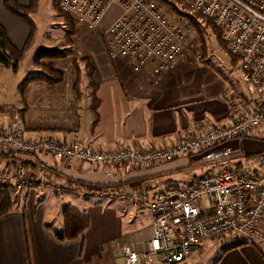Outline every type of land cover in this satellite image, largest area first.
I'll use <instances>...</instances> for the list:
<instances>
[{
    "label": "crops",
    "instance_id": "1",
    "mask_svg": "<svg viewBox=\"0 0 264 264\" xmlns=\"http://www.w3.org/2000/svg\"><path fill=\"white\" fill-rule=\"evenodd\" d=\"M2 1L0 25L9 42L20 49L28 29L22 21L2 9ZM13 1L26 5L28 0ZM110 10L112 12H107L98 25L102 40L103 31L118 15L117 8L111 7ZM82 25L77 23L75 27L83 31ZM86 54L85 58L93 68L95 97L99 101L97 122L92 130L88 109L90 93L85 85L84 71L80 75L81 97L76 101L74 72L53 66L62 73L63 81L52 86L38 81L29 83L23 92L26 108L22 116H19L21 104L16 93L18 83L8 88L4 84L6 70L0 68V131L13 127L32 140L52 135L60 141L79 140L102 150H143L179 143L208 127L229 125L231 119L226 99L231 94L245 99L251 108L256 107L239 80L237 62L236 65L228 63V56L223 52H217L221 58L215 56L213 64L209 63L207 55L205 63L190 60L165 81L153 85L143 83L142 89L143 73L133 74L121 60H109L103 41L100 48ZM259 153H264V129L261 127L253 129L244 138L154 166L111 167L74 161L64 164L40 153L0 155V169L8 167L13 170L22 166L31 173L59 175L58 182L66 180L98 187L113 185L132 192L141 188L160 189L166 183L194 181L212 172L214 165L222 161L231 162L240 170L257 172L258 166L253 158ZM22 191L18 192L25 198L23 211H12L0 218V264H124L121 248L140 251L151 236L152 218L146 211L71 194L57 201L48 190L41 192V198L37 199L30 189ZM91 204L96 207L91 208ZM101 204H108L109 209H99ZM64 205L89 220V227L79 240L59 242L54 238L61 231ZM51 227L55 229L51 230ZM263 236L264 225L259 241H263ZM203 244L205 242L192 253L188 263L201 252ZM235 246L221 251L215 259H218L216 264H264L262 255L252 245Z\"/></svg>",
    "mask_w": 264,
    "mask_h": 264
},
{
    "label": "built area",
    "instance_id": "2",
    "mask_svg": "<svg viewBox=\"0 0 264 264\" xmlns=\"http://www.w3.org/2000/svg\"><path fill=\"white\" fill-rule=\"evenodd\" d=\"M164 1L170 2L61 0L59 9L75 23L98 27L108 9L117 8V17L103 31L105 54L109 60H123L135 73L142 72L143 82L153 85L164 81L175 67L189 61L196 37L187 19L174 13ZM178 1L186 11L208 19L220 31L224 51L237 61L239 80L256 107L251 108L245 99L231 94L226 99L229 125L208 127L179 143L161 148L93 150L75 142L60 143L51 137L27 140L19 130L10 127L0 132V148L23 153L44 151L62 160L77 157L83 162L107 163L113 167L154 166L244 138L255 128L264 129V0ZM216 52L223 51L216 48ZM200 57L197 51L193 59L198 61ZM253 161L257 163V172L240 170L231 162L222 161L214 165L212 172L194 181L166 183L160 189L128 192L113 185L74 183L71 186L53 184L49 189L57 201L64 193L71 192L79 198L116 202L146 211L152 218L151 236L140 251L121 248L124 264H188L192 253L204 242L261 238L264 153L256 154ZM0 184L15 190L21 186L47 185L21 166L12 174L0 172Z\"/></svg>",
    "mask_w": 264,
    "mask_h": 264
},
{
    "label": "trees",
    "instance_id": "3",
    "mask_svg": "<svg viewBox=\"0 0 264 264\" xmlns=\"http://www.w3.org/2000/svg\"><path fill=\"white\" fill-rule=\"evenodd\" d=\"M61 0L51 1V10L53 16L60 20L61 25L65 31L64 42L68 45L72 36L75 33V24L71 22L59 9V4ZM163 1V0H159ZM39 0H28L26 5H19L13 0H3L2 9L13 16L14 18L22 21L27 29L28 34L25 42L20 49L15 48L8 40L5 30L0 25V68L10 70L15 72L19 63L23 60L25 53L32 47L34 43V38L36 34V25L33 21L32 16L37 11ZM170 9L176 13L178 16L187 19L192 28L195 30L201 42L202 55L200 57V62H204L205 54V42L204 33L209 31L213 36L216 46L224 51V44L220 39V31L215 28V26L206 18L198 15L189 13L185 10V7L179 3L178 0L164 1ZM225 52V51H224ZM226 53V52H225ZM228 56L230 64H236V60L226 53ZM72 56L70 50H41L39 51L33 60L30 62L34 68L30 74L23 79L17 86V96L19 103L21 104V111L19 116H22L25 110V103L23 101V92L26 86L32 82H43L49 86L60 84L63 81V75L60 71H57L53 66L52 62L56 60L66 59ZM73 72L75 74V81L73 85V93L75 95V100L78 101L81 97L80 90V75L84 71L83 76L85 78L86 88L89 90V100L88 105L89 113L91 116V130L97 122L96 109L99 105V101L95 97L96 85L92 79L93 68L86 59L73 60L72 61ZM40 174V173H39ZM14 190L10 187L0 186V218L11 212L14 200L12 193ZM89 227V220L86 216L79 213L77 210L73 209L69 205H64L61 211V231L54 235V238L59 242H72L82 238L84 232ZM252 245L258 254L262 255L261 250L252 242H240L235 247L240 245ZM228 251V250H227ZM264 261V255H262ZM218 261L215 260L213 264Z\"/></svg>",
    "mask_w": 264,
    "mask_h": 264
},
{
    "label": "rangeland",
    "instance_id": "4",
    "mask_svg": "<svg viewBox=\"0 0 264 264\" xmlns=\"http://www.w3.org/2000/svg\"><path fill=\"white\" fill-rule=\"evenodd\" d=\"M51 1L52 0H39L38 6H37V11L32 16L33 21L36 25V29H37L36 34H35V38H34V43H33L32 47L25 53L23 60L17 66V69L15 72H11L10 70L5 69L6 70L5 71L6 76H5L4 84H6L8 86V88H13L14 85H17V83L19 84L23 79H25L30 74V72L34 69L30 62L33 60L35 55L41 50H44V49H46V50H70L72 52L71 57H68L66 59L53 61L52 66H56L58 69H61L64 71L72 72V71H74L73 67H72V61L73 60L86 59L88 61V59L85 58L88 55V54H86L87 52H93L94 50L96 51L97 47H99V48L101 47L102 41H103V46H105L106 40L104 38L102 40V36H99L98 28L100 26L99 27H91V26H88L86 24L81 26L83 29H85V30L82 29L83 31L78 30V28L75 27V33L72 36L70 43L67 45L64 42V38H63L64 34H65L63 26L61 25L60 20L56 19L53 16V13L51 10ZM109 10H110V8L108 9L107 12L111 13L112 11L111 10L109 11ZM71 22H73L75 25L77 24V22L75 23V21H73V20H71ZM187 24H188L190 30L191 31L193 30V32L195 33L194 36H196L194 48L191 50V55L187 59V61L188 60L193 61L194 54L197 51H199V53L202 55L201 42H200L198 35L196 34L195 30L192 28L189 21ZM83 33H84V35H83ZM203 39L205 42L204 58L206 57V55L209 56V58H210L209 63L213 64L216 57H217V59L221 58V57H218L216 55L217 54L216 48H218V47L216 46V44L214 42L213 36L211 35V33L208 30L205 31ZM84 52H86V53H84ZM223 53H225V52L223 51ZM121 61L125 64L124 66L127 70H129V72H131V73L134 72L130 67H128L126 65V63L123 60H121ZM228 63H230V62H228ZM184 64H186V63H181L177 69L175 67L171 72H169L168 75L178 72V70ZM126 72H128V71H126ZM135 74H137V73H135ZM237 74L238 73H236V75ZM162 80H164V78ZM143 83L149 84V82L148 83L147 82H141L140 83L141 89H142ZM7 128L9 129V127H6L4 130H6ZM10 128L13 129V127H10ZM4 130H2V131H4ZM2 131H0V132H2ZM19 132L21 133V135L23 136L24 139L32 140V139L26 138L22 131H19ZM46 137L54 138L56 141H58L60 143L75 142V143H78L82 146L90 147L93 150H102V149L93 148L90 145L84 144L79 140L71 139V141L70 140L69 141H60V140H57L52 135L43 136V138H46ZM43 138L40 137L36 140L43 139ZM41 150H44V149H41ZM107 150H114V149H107ZM116 150H118V149H116ZM102 151H106V150H102ZM40 153L49 156L51 159L56 161V163L60 162V163L65 164V163L71 162V161L72 162L74 161V162L87 163V162L80 161V159L77 157H71L69 159L62 160L59 158H55V157L49 155L48 153H46L44 151L34 150L31 152L28 151V152L23 153V152H19V151H14V152L13 151H6V150L0 148V155H2V156L16 155V154H22V155L26 156V155H34V154H40ZM87 164H91V163L88 162ZM91 165H94V164H91ZM106 165L111 166L110 164H107V163H106ZM123 166H125V165H120L117 167H123ZM111 167H113V166H111ZM15 169H13V170H15ZM13 170L9 169L8 167H4V168L0 169V172L9 171L12 174ZM24 171L29 173V174L36 176L40 181L47 183V185H46V187H39V186H35V185H33V186H21L19 188V190H15L14 188H12L9 185L0 184V186H6L9 188L11 187L14 190V192L12 193L14 203H13L11 212L12 211L22 212L24 209L25 198H23L21 195V192H18V191H22L24 189H30L31 192L35 195V198L38 199V198H41V196L39 195L41 192L48 190L54 195V197H56L54 192H52L49 189L50 188L49 185L57 184V185L66 186V184H67L68 186H71V185H73L72 183L80 184V183H76V182H68L66 180H65V182H62V181L58 182L56 180H58V178H61V177L59 175H55L54 173H53L54 176L51 177L48 175L45 176L43 173H40V172H36V173L28 172L25 168H24ZM81 185H84V184H81ZM85 186H91V185H85ZM67 194L74 195L71 192H66L63 194V196H65ZM74 196L77 197L76 195H74ZM16 198H17V200H16ZM96 201H98V200H96ZM96 201H93V202H96ZM101 202L107 203L105 201H101ZM53 203L56 204V206H59V203H55L54 201H53ZM90 207L91 208L96 207V204H91ZM98 208L101 210L109 209L108 204H101L98 206ZM92 222L94 223L93 220H92ZM52 223L54 224V223H56V221H53ZM263 225H264V223H263ZM54 229H55V227L54 228L51 227V230H54ZM261 239H262V237L260 239L254 240L252 243L257 244V246L261 249V251L263 253L262 255H264V236H263V241H259ZM242 241H243L242 238L241 239H213L211 241H207V242H205V244H203L201 252L197 256H195L190 261V263H188V264H211V263H213V261L215 262L217 255L221 251H223V250H225L231 246L238 245Z\"/></svg>",
    "mask_w": 264,
    "mask_h": 264
}]
</instances>
